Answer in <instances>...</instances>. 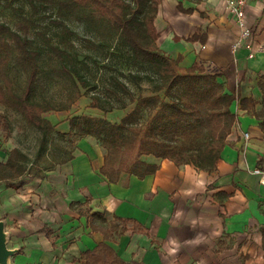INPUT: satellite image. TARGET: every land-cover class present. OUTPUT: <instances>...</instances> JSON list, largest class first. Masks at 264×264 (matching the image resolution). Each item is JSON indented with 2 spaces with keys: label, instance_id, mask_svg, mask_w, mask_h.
<instances>
[{
  "label": "crops",
  "instance_id": "1",
  "mask_svg": "<svg viewBox=\"0 0 264 264\" xmlns=\"http://www.w3.org/2000/svg\"><path fill=\"white\" fill-rule=\"evenodd\" d=\"M245 21L252 56L244 45L233 50L239 27L223 0H160L157 6L159 47L171 57L181 54L183 69L193 62L216 65L224 90L234 93L236 117L216 169L143 156L158 163L155 172L142 178L122 172L111 182L99 171L101 149L80 140L70 159L43 175L25 177L19 187L0 181V218L8 244L18 248L10 264H78L82 252L106 246L141 264H264V0L247 1ZM87 209L108 220L135 219L144 230L104 239L81 213Z\"/></svg>",
  "mask_w": 264,
  "mask_h": 264
},
{
  "label": "trees",
  "instance_id": "2",
  "mask_svg": "<svg viewBox=\"0 0 264 264\" xmlns=\"http://www.w3.org/2000/svg\"><path fill=\"white\" fill-rule=\"evenodd\" d=\"M26 1L33 9L50 3L66 13L82 6L80 0ZM159 2L160 0H98L100 6L106 9L105 13H110L113 17L110 20L106 18L103 28L108 29L111 35H116L118 44L127 50L129 61L144 69L143 72H128L129 79L137 84L141 78L146 77L153 82L154 91H163L162 95L134 94L123 80L112 74L114 81L109 83L105 92L108 105L101 104L97 93L92 94L91 106L98 107L103 112L112 108H124L125 102L114 104L113 99L121 100L126 96L128 102H134L132 108L117 122L104 115L75 114L68 118L67 133L79 137L94 136L104 147L103 163L99 171L111 182H116L122 172L139 178L155 172L159 167L158 163L146 161L143 156L167 158L177 165L189 163L197 169L213 171L226 143V136L235 121V113L230 110L235 96L234 93L224 90L219 72H208L197 62L185 67L183 71H177L176 66H179L182 55L171 57L157 44L159 33L153 18ZM177 7L181 10L189 9L182 8L179 3ZM23 18L27 21L26 17ZM52 22L60 26L64 39L72 35L78 37L77 32L63 19L56 18ZM21 27L22 32L0 22V79L3 81V87L0 85V102L19 111L27 123L36 126L43 135L39 140V151L32 159L18 147H13L8 150L5 159L0 161V181L13 187L21 186L25 177H39L43 175L44 169L72 157V150H68L66 156H56L46 166L38 165L39 152L44 147L43 136L54 131V125L41 115L45 109L43 105L29 98L36 74L40 70L37 62L39 50L26 36V24ZM39 33L50 50L60 60L67 61L69 65L65 71L76 73L75 56L48 42L49 38L44 32ZM194 38L196 37L193 35L189 39ZM14 51L15 57L28 70L22 94L14 92L12 81L6 73V66ZM119 74L124 76L123 72ZM261 77L259 83L264 101V75ZM240 102L241 106L244 105V98ZM47 109H51L50 105L46 106ZM0 129L4 139L11 135L12 125L2 112ZM81 213L89 218L93 228L102 229L104 239L114 237L127 229L144 230L135 219L113 216L108 220L102 212L89 209ZM262 233L264 242V229ZM100 246L105 245L100 242L98 247ZM106 249L114 253L110 247L106 246ZM95 250L96 247L93 251ZM86 254L87 251L82 252L80 257H85ZM113 255L119 264L127 263Z\"/></svg>",
  "mask_w": 264,
  "mask_h": 264
},
{
  "label": "rangeland",
  "instance_id": "3",
  "mask_svg": "<svg viewBox=\"0 0 264 264\" xmlns=\"http://www.w3.org/2000/svg\"><path fill=\"white\" fill-rule=\"evenodd\" d=\"M80 2L82 3L80 8L66 13L58 9L57 5L50 3L38 5L36 9H33L26 0H0V22L20 32H22L21 25L26 24L28 28L26 36L31 44L39 50L37 62L40 70L36 74L29 98L43 105L45 109L41 115L54 125V131L43 136L44 147L40 149L38 159V165L41 166L48 165L55 160L56 156H66V152L73 150L75 144L80 140L96 144L104 154V147L98 143L94 136L79 137L67 133L68 118L75 114H88L104 115L111 121H119L134 104V102H128L126 96L121 100L113 99L114 104L125 102L126 107L112 108L107 112L90 104L92 94L98 93L101 104L108 105L105 92L109 83L114 81L112 74H116L123 80L134 94H163V91H154L153 82L146 77L141 78L137 84L129 79L128 72L135 70L143 72L144 69L132 64L127 57V50L118 44L116 35H111L107 31L108 29L103 28L106 18L110 20L113 18L112 15L105 13L106 9L100 6L98 0H80ZM23 17H26L27 21ZM155 17L153 18L154 25ZM56 18H61L68 23L70 28L77 32L78 37L72 35L68 39H64L60 26L52 22ZM156 24L158 29L161 28L159 21H156ZM158 29L156 27L159 33ZM40 31L48 36V42L66 49L75 56L76 73L65 71L69 64L66 60H60L50 50L48 43L40 35ZM15 54L16 51L12 53L6 66V73L12 81L14 92L22 94L28 70L19 62ZM200 65L208 72H210L211 66H216L204 62H201ZM176 70L183 71V68L176 66ZM119 72H123L124 76H121ZM0 85L3 87L1 79ZM47 105H50L51 109L46 110ZM0 112L6 114L12 125L11 135L6 139L3 138V132L0 129V146H4V152L7 153L8 150L16 146L32 159L39 151L42 132L36 126L28 124L19 111L5 103L0 102ZM78 264L119 263L112 253L101 247L96 252L87 253L85 257L80 258ZM126 264L141 263L131 260Z\"/></svg>",
  "mask_w": 264,
  "mask_h": 264
},
{
  "label": "built area",
  "instance_id": "4",
  "mask_svg": "<svg viewBox=\"0 0 264 264\" xmlns=\"http://www.w3.org/2000/svg\"><path fill=\"white\" fill-rule=\"evenodd\" d=\"M223 1L227 7L228 12L234 17L239 27L238 38L232 44L233 50L240 45H244L246 48L250 50L248 55L252 56V51H251L252 42L249 39L252 31L245 21V6L248 0H223ZM211 67L212 68L210 72L214 73L215 71H217L216 66H211ZM245 135H247V133H245ZM253 171L256 173L262 172L258 167L254 168ZM262 181L264 182L263 179Z\"/></svg>",
  "mask_w": 264,
  "mask_h": 264
},
{
  "label": "water",
  "instance_id": "5",
  "mask_svg": "<svg viewBox=\"0 0 264 264\" xmlns=\"http://www.w3.org/2000/svg\"><path fill=\"white\" fill-rule=\"evenodd\" d=\"M9 231L0 218V264H10L11 257L18 252L17 247L9 246Z\"/></svg>",
  "mask_w": 264,
  "mask_h": 264
}]
</instances>
